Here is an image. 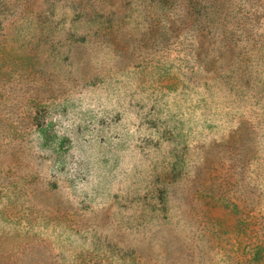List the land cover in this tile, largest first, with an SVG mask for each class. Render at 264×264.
<instances>
[{
	"label": "rangeland",
	"instance_id": "obj_1",
	"mask_svg": "<svg viewBox=\"0 0 264 264\" xmlns=\"http://www.w3.org/2000/svg\"><path fill=\"white\" fill-rule=\"evenodd\" d=\"M0 264H264V0H0Z\"/></svg>",
	"mask_w": 264,
	"mask_h": 264
}]
</instances>
